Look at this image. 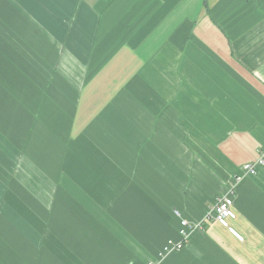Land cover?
Wrapping results in <instances>:
<instances>
[{
  "label": "crops",
  "instance_id": "0c3cea01",
  "mask_svg": "<svg viewBox=\"0 0 264 264\" xmlns=\"http://www.w3.org/2000/svg\"><path fill=\"white\" fill-rule=\"evenodd\" d=\"M263 146L264 0H0V264H264Z\"/></svg>",
  "mask_w": 264,
  "mask_h": 264
},
{
  "label": "built area",
  "instance_id": "2783aa9c",
  "mask_svg": "<svg viewBox=\"0 0 264 264\" xmlns=\"http://www.w3.org/2000/svg\"><path fill=\"white\" fill-rule=\"evenodd\" d=\"M258 165L264 166V146L259 150L257 158L253 161L245 162L241 166V173L237 174L235 177V181L238 182L241 178L247 175H253L256 172V167ZM213 212L215 219L222 224L223 226L227 227L229 231L239 240H243V237L234 230L229 224V221L236 218V212L233 209V194L230 191L228 194L224 196L218 197L213 203ZM198 223L195 221H189L187 219H180V227H179V235L180 239L178 241H173L169 239L163 250L160 252V255H164L168 252H172L175 250L181 249L186 240L190 236L191 230L195 227H198Z\"/></svg>",
  "mask_w": 264,
  "mask_h": 264
}]
</instances>
